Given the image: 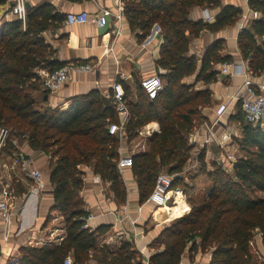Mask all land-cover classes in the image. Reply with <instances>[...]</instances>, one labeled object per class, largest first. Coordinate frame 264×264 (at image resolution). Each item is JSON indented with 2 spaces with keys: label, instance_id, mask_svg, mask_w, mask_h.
Returning a JSON list of instances; mask_svg holds the SVG:
<instances>
[{
  "label": "trees",
  "instance_id": "obj_1",
  "mask_svg": "<svg viewBox=\"0 0 264 264\" xmlns=\"http://www.w3.org/2000/svg\"><path fill=\"white\" fill-rule=\"evenodd\" d=\"M8 2L0 0V7ZM122 3L124 15L140 40L150 34L155 24L160 26L163 37L156 61L158 68L164 70L159 73L163 88L158 96L148 99L140 86L138 102L133 104L129 101L130 89L123 86L130 110L125 129L127 141L137 137V129L149 122L160 125V132L149 139V150L131 155V170L144 203L161 173L173 176V188L188 191L189 183L182 172L193 148L189 134L202 119L201 107L211 102V91L196 86L198 82L206 85L216 81L217 65L232 59L220 53L222 41L207 48L201 59L190 53L191 42L203 31L218 32L234 24L242 11L234 6L222 7L221 0ZM250 6L260 16L241 31L238 40L243 58L249 60L255 75H261L264 0H250ZM195 7H220L221 11L210 23L192 19ZM53 12L50 4L30 7L25 24L19 19L5 20L0 35V131H9L1 156L10 160L19 152L22 141L50 156L52 209L61 211L66 226L60 243L24 246L20 260L23 264H64L65 258L73 254L74 264H86L92 257L99 264H144L131 242L123 241L111 251L97 246L100 229L84 228L88 214L79 194L84 184L82 167L91 168L111 182L120 201L127 199V187L118 167L121 142L118 135L108 131L119 117L113 98H105L97 91L76 97L66 110L42 104L49 91L43 89L38 70L54 71L65 64L53 58L55 52L43 36L52 25L63 21V16ZM192 76L195 80L188 82ZM236 119L241 136L235 141L242 155L231 171L218 163L207 171L211 179L208 196L164 227L152 244L156 251L149 258L150 264H180L186 253L192 257L199 250L209 249H213L210 264H260L250 242L258 232L264 245V127L246 122L242 111ZM200 159L204 161L203 154ZM17 179H12V186L15 194L22 195L29 186ZM164 208L171 215L169 208ZM183 208H188L184 200L179 201L177 213Z\"/></svg>",
  "mask_w": 264,
  "mask_h": 264
},
{
  "label": "crops",
  "instance_id": "obj_2",
  "mask_svg": "<svg viewBox=\"0 0 264 264\" xmlns=\"http://www.w3.org/2000/svg\"><path fill=\"white\" fill-rule=\"evenodd\" d=\"M221 1L222 7L234 6L241 9L240 17L234 24L218 32L203 31L198 37L193 38L190 53L201 59L207 48L222 41L220 53L232 58L228 62L245 65L247 63L250 67L249 60L243 58L238 37L243 29L250 26L252 20L259 18L260 14L254 16L256 10L251 8L250 0ZM27 3L30 7L50 4L54 8L53 14L64 17L62 22L52 25L43 34L45 41L55 52L53 58L56 61L65 64H89L93 68L88 72L73 70L71 80L59 91L46 94L42 104L66 110L76 97L94 91L105 98H110L117 81L130 89L129 101L136 104L141 80L150 75L164 73V70H160L156 64L163 43L160 26L155 24L150 34L140 40L124 15L122 0H26V6ZM8 4L3 7L8 8ZM3 7L0 8L1 18ZM30 7H27V10ZM104 9L110 10L111 14L106 17L105 26L99 27L96 24V15ZM81 11L89 13V20L86 23H67L68 13ZM220 11V7L214 9L195 7L192 9L191 17L194 20L203 19L214 23ZM3 22L0 20V35ZM221 67L222 63L217 65L219 73L216 81L206 85L202 82L197 83V89L208 88L211 91V102L201 107L202 119L189 134V142L193 148L182 172L185 182L189 183V189L185 192L180 187L175 188L181 190L173 193L169 207L166 205L171 215L158 214L164 207L155 206L147 201L141 203L138 184L131 167L120 169L127 187L125 202L116 197L111 182L101 178L91 168L82 167L84 184L79 194L84 201L87 214L92 215L88 222L89 228L93 231L101 230L97 240L98 247L114 251L123 241H129L143 263L150 264L149 258L156 251L152 244L164 227L176 218L189 213L193 203H199L208 196L211 179L207 171L213 169L214 163L222 164L226 153H238L235 139L241 136V128L236 115L241 114L242 110L241 102L235 98V95L240 91L245 77L233 70L229 74H224ZM250 71L254 81L264 82V72L255 75L251 67ZM194 80L195 76L192 82ZM222 106L226 108L220 115L219 110ZM137 132V137L131 141H127L125 131L116 134L121 142L120 155L148 151L149 139L153 134L160 132V125L157 121H152L138 128ZM129 144L130 147L135 145L137 149L129 150ZM18 149L32 157L35 166L43 170L47 189L31 192V180L27 181L29 178L21 172L12 173V178L21 179L29 189L22 195L15 194L10 219L4 220L0 215V264H23L20 260L22 247L58 244L66 235L63 214L59 210L52 209L54 190L50 184V156L33 150L26 141H22ZM201 154L204 161L200 159ZM0 167H3L2 164ZM0 176L9 181L11 179V175H7L4 167L0 171ZM204 176L207 177V181ZM181 196L188 208H183L180 214L176 210ZM250 247L253 253L256 250L257 253L254 254L257 259L260 257V264H264L261 234L255 233ZM212 252L213 249L205 252L199 250L192 257L186 253L182 260L186 264H210ZM67 257L74 262L73 254ZM86 264H99V262L92 257Z\"/></svg>",
  "mask_w": 264,
  "mask_h": 264
},
{
  "label": "built area",
  "instance_id": "obj_3",
  "mask_svg": "<svg viewBox=\"0 0 264 264\" xmlns=\"http://www.w3.org/2000/svg\"><path fill=\"white\" fill-rule=\"evenodd\" d=\"M10 2H13L14 4L11 6ZM8 3L9 6L5 10L4 14V16L7 17V20L19 19L25 24L27 20L26 0H9ZM109 14H111V11L108 9H104L102 12H100V14L98 13L96 15V24L99 27L105 26L106 17ZM253 14L255 17L259 15L257 11H254ZM88 20L89 13L87 11L71 12L67 14L66 18L68 24H81L86 23ZM77 69L88 72L93 68L89 64L66 63L54 71H49L48 69H39L38 74L43 89L51 93L59 91L71 80V72ZM232 70L235 73L241 74L245 77L240 91L235 95V98L241 102V110L245 121L253 124L254 126L260 125L264 127V82L254 81L250 67L247 63L246 65L234 64L232 62L222 63V73L229 74ZM140 85L148 99L153 100L162 90L163 81L160 75H150L142 79ZM112 98L116 105L119 121L111 123L108 127V131L110 134H118L125 131L127 123L130 120V110L126 92L120 81H117L113 86ZM225 108V106L220 108V115L224 112ZM8 135V130L2 129L0 131V164H2V166L5 168L7 175H11V179H13L12 173L21 172L24 176L31 180V192L35 190L40 192L46 190L47 185L44 179V172L42 169L35 166L32 157L21 150H19L17 153H14L10 160H6L1 156L2 148ZM122 154L120 155L118 162L119 169L131 167L133 164L132 156ZM238 158L239 157L236 156L235 153H226V156L224 157L225 162H228L230 165L231 162L235 163ZM172 184V175L167 173L159 174L155 187L147 202H151L158 207H166V205H169L170 200L173 198V193H177L181 190L173 188ZM15 196L16 195L14 193L11 181L0 176V215L2 219L8 220L11 218ZM91 218L92 215L90 214L85 217L84 228H89L88 222ZM64 264H74V262L70 257H66ZM180 264L186 263L181 260Z\"/></svg>",
  "mask_w": 264,
  "mask_h": 264
},
{
  "label": "rangeland",
  "instance_id": "obj_4",
  "mask_svg": "<svg viewBox=\"0 0 264 264\" xmlns=\"http://www.w3.org/2000/svg\"><path fill=\"white\" fill-rule=\"evenodd\" d=\"M1 8V7H0ZM7 8H5V7H3L2 9H1V12L3 13V17L1 18V16H0V20H2V21H4L5 22V20H7V17L6 16H4V12H5V10H6ZM0 15H1V13H0ZM3 22V23H4ZM193 77L194 76H192V77H189L187 80H188V82H192V79H193ZM192 78V79H191ZM240 133H241V131H240ZM21 143V142H20ZM129 147V150L131 149V151H135V149H137V148H135L134 146L135 145H132V147H130L131 145L129 144L128 145ZM236 154V156H238V157H240V155H242V153H240L239 151H238V153H235ZM233 162H231V165L230 164H228V162H222V165H223V167H225V169L226 170H228V171H231L232 170V166H233ZM2 168L3 167H0V171L2 170ZM205 177V180L207 181V177L206 176H204ZM12 179H10V181H11ZM11 183H12V181H11ZM181 199V200H180ZM182 200H184L183 198H182V196H181V198H179V201H182ZM168 206V205H167ZM169 207V206H168ZM178 215V214H177ZM254 253H257L256 252V250H254ZM259 257V256H258ZM259 259V261H260V257L258 258ZM264 260V259H263Z\"/></svg>",
  "mask_w": 264,
  "mask_h": 264
},
{
  "label": "bare ground",
  "instance_id": "obj_5",
  "mask_svg": "<svg viewBox=\"0 0 264 264\" xmlns=\"http://www.w3.org/2000/svg\"><path fill=\"white\" fill-rule=\"evenodd\" d=\"M180 198V197H179ZM162 213V214H161ZM165 213H167L166 212V210H165V208H162L161 210H160V212H158V214H161V215H164Z\"/></svg>",
  "mask_w": 264,
  "mask_h": 264
},
{
  "label": "water",
  "instance_id": "obj_6",
  "mask_svg": "<svg viewBox=\"0 0 264 264\" xmlns=\"http://www.w3.org/2000/svg\"><path fill=\"white\" fill-rule=\"evenodd\" d=\"M14 3L10 2V5L12 6ZM27 7H30V4L27 3Z\"/></svg>",
  "mask_w": 264,
  "mask_h": 264
}]
</instances>
